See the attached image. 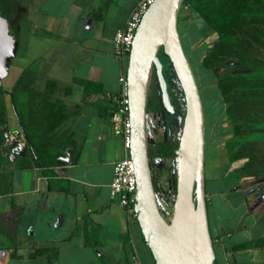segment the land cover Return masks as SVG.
I'll list each match as a JSON object with an SVG mask.
<instances>
[{
	"label": "crops",
	"instance_id": "0c3cea01",
	"mask_svg": "<svg viewBox=\"0 0 264 264\" xmlns=\"http://www.w3.org/2000/svg\"><path fill=\"white\" fill-rule=\"evenodd\" d=\"M138 2L41 0L28 13V22L20 30L31 59L28 68L39 75L41 91L48 81L57 83L55 96L73 113L68 131L74 135L79 156L76 160L74 149L68 147L47 168L38 165L28 149L25 155L12 157L18 146L13 143L21 141L23 133L17 120L16 127L10 120L0 124V264H156L138 221L112 198L115 164L125 152L112 119L102 111L114 106L119 77L125 71L116 58L115 36ZM199 73L204 86L216 85L211 70L200 68ZM76 80L102 84V94L84 96ZM71 86L73 92L67 94ZM216 106L219 114L205 120L211 160L219 148L217 138L233 132L225 103ZM20 143L26 146V141ZM227 167L219 174L227 199L218 195L212 183L210 191L207 188L210 205L223 214L215 219L212 233L219 246L216 264H264V249H230L264 238L253 232L264 223L249 214L245 195L230 196L235 182L225 178ZM231 210L234 215L227 216ZM227 239L235 244L226 243ZM38 250L44 253L33 257Z\"/></svg>",
	"mask_w": 264,
	"mask_h": 264
},
{
	"label": "trees",
	"instance_id": "16d2710c",
	"mask_svg": "<svg viewBox=\"0 0 264 264\" xmlns=\"http://www.w3.org/2000/svg\"><path fill=\"white\" fill-rule=\"evenodd\" d=\"M183 6L198 21L197 30L207 45L201 69L211 70L217 77L216 84L225 103V117L233 129L232 136L226 142L228 167L225 178L235 180L238 186L250 191L247 207L258 221H264V191L260 190L264 187V0H185ZM0 14L9 20L12 33L20 42V49L19 0H0ZM159 57L164 64V75L176 109L174 114L165 109L154 68L147 113H165L175 117L185 105L181 100L183 91L180 92L181 85L163 50ZM129 58L130 54L124 64L126 75ZM224 67H230L227 74L221 73ZM75 84L83 86L84 96L102 94L103 91L102 84L92 81L76 80ZM73 88L69 87L67 94L72 93ZM58 90L57 83L48 81L45 90L41 91L39 75L30 68L21 73L10 91L0 81V124L9 123L8 95L28 154L44 168L55 165L59 153L68 147L74 149L76 160L79 156L74 135L68 131V122L73 113H68L55 96ZM155 90L159 93H154ZM115 107L116 104L107 110L102 108V111L112 119ZM179 147L180 140L173 139L148 143L154 187L164 217L166 207L174 212L178 174L169 176L163 189L156 176L153 159L165 158L178 162ZM171 169L172 166L167 168L169 172ZM209 205L207 198L208 211ZM212 237L216 249L215 237ZM252 248L264 249V238L233 245L230 249L237 252ZM43 253L38 250L32 256Z\"/></svg>",
	"mask_w": 264,
	"mask_h": 264
},
{
	"label": "water",
	"instance_id": "95a60500",
	"mask_svg": "<svg viewBox=\"0 0 264 264\" xmlns=\"http://www.w3.org/2000/svg\"><path fill=\"white\" fill-rule=\"evenodd\" d=\"M185 0H155L137 29L127 69L132 122L131 157L135 164L138 192L137 221L156 264H216L206 188V124L200 88L187 57L179 30ZM20 42L0 15V81L9 76ZM169 58L186 102L180 137L177 196L172 219L162 214L156 195L148 154L147 106L151 77L156 69L165 109L175 113L164 64ZM16 141L12 157L25 155L27 147Z\"/></svg>",
	"mask_w": 264,
	"mask_h": 264
},
{
	"label": "rangeland",
	"instance_id": "374dc122",
	"mask_svg": "<svg viewBox=\"0 0 264 264\" xmlns=\"http://www.w3.org/2000/svg\"><path fill=\"white\" fill-rule=\"evenodd\" d=\"M40 1L41 0H21V4H20L21 14L19 20L22 26H25L26 23L28 22V18H29L28 13L31 12L33 9H35L37 6H39ZM189 12L190 11L186 6L182 7L179 15V30L187 57L189 58V61L196 75V79L200 88V92L204 104L205 120L207 121L209 120V117H214L219 114V109L217 108L218 106H216V104L219 105L220 102L222 103L224 102L221 98L217 84L206 87L202 82L203 78L199 73V69L203 68L201 65V61L207 53V45L204 42L201 34L197 30V27H199L198 21H195L194 18L191 17L192 16L191 13ZM22 26L20 27V30ZM24 36L25 34L23 33L20 36L22 40L21 47L19 49V54L11 63L9 76L2 81L4 88L9 91L15 85L21 73L29 67V60H31L30 57L26 55ZM229 71H230V67H224L222 68L221 73L227 74ZM181 91L183 90L180 89V92ZM157 92L159 93V91L156 90L154 91V93ZM10 100H11L10 97L7 95L6 104L9 107L8 119L10 120L8 121L10 122V125L12 124V127L13 126L16 127L17 122L16 119L14 118L13 110L11 111ZM181 100L182 103L184 104L185 102L184 93H182L181 95ZM178 111L179 112L175 117H172L171 115L165 113H156V112H150L147 114L146 127H147L148 143L153 144L155 142H160L168 139L180 140L184 126L185 116H186V102L185 105L182 108H180V110ZM214 121H215L214 123L216 124L218 123V120L216 118H214ZM206 123L208 126V122ZM214 128L216 129V126ZM208 137H209V133L207 132L206 186L209 191H210L211 183L213 186H217L220 192V194L218 195L223 197L224 199H227L229 193L226 194L227 192H222L221 190H223L225 187L223 184L219 183L222 182L223 179L219 174L223 173L222 170L224 169L225 165L228 164V154L226 151L227 138H223V137L217 138L218 144L216 145L219 148L217 149L216 156L214 157L213 160H211L212 156L208 151V146H210L209 144L211 142L209 141ZM153 162H154V169L156 176L159 178L160 184L164 189L166 187V180L169 178V176L171 175L175 176L178 174V162H174L170 159H165V158H154ZM171 166L172 169L169 172L167 168ZM235 194L236 192H231L230 196H233ZM215 201L217 203H221L222 200H219V198L216 197ZM172 212H173L172 208L166 207L165 218L168 221L172 219V215H173ZM208 213H209L210 227L212 229L211 232L213 233L215 219L218 217V215L222 217L223 214L221 213V209L214 207L212 205H209ZM234 213L235 212L231 210L227 216L229 215L233 216ZM131 219L135 221L133 217ZM223 219L226 220L225 216L223 217ZM253 232L256 235L255 237L264 236V225L259 229L256 230L254 229ZM226 243L235 244V240L227 239ZM216 251L217 253L219 251L218 245L216 246Z\"/></svg>",
	"mask_w": 264,
	"mask_h": 264
},
{
	"label": "built area",
	"instance_id": "2783aa9c",
	"mask_svg": "<svg viewBox=\"0 0 264 264\" xmlns=\"http://www.w3.org/2000/svg\"><path fill=\"white\" fill-rule=\"evenodd\" d=\"M155 0H139L137 7L131 14L124 29L118 31L115 36L116 58L124 65L131 53L137 29L150 5ZM119 96H115L116 104L112 122L115 134L122 138L125 155L115 164L114 178L112 182V198L126 208L129 216L137 219L135 200L138 192V182L135 164L131 157L132 146V122L130 117V99L128 78L125 73L119 77ZM24 138L21 140L22 142Z\"/></svg>",
	"mask_w": 264,
	"mask_h": 264
},
{
	"label": "flooded vegetation",
	"instance_id": "af4514ba",
	"mask_svg": "<svg viewBox=\"0 0 264 264\" xmlns=\"http://www.w3.org/2000/svg\"><path fill=\"white\" fill-rule=\"evenodd\" d=\"M20 4H21V0H19V15H18V21H20V20H19V17H20V14H21V9H20L21 6H20ZM0 15H1V14H0ZM1 16H2V15H1ZM2 17H3V16H2ZM5 19H7V18H5ZM7 20H8V19H7ZM8 22H9V20H8ZM9 25H10V30H11V33H12L13 30H12V27H11L10 22H9ZM21 26H22V24L20 23V24L18 25V27L20 28ZM12 34H13V33H12ZM147 114H148V113H147ZM227 123H228V125H229V122H228V121H227ZM229 126H230V125H229ZM230 127H231V126H230ZM232 134H233V132H232L231 134H229V135H224L225 137H223V138H227V140H228V139L232 136ZM226 142H227V141H226ZM233 181L235 182V184H234V187H233V191H232V192L241 193V194L245 195V202H246V207H247V196H248V194H249L250 191H248L247 188H243V187L238 186L235 180H233ZM260 190H261V192L264 191V187H261ZM247 210H248L249 214L251 215V213H250L248 207H247ZM251 216L255 219V221H256L257 223H264L263 220L258 221L253 215H251Z\"/></svg>",
	"mask_w": 264,
	"mask_h": 264
}]
</instances>
